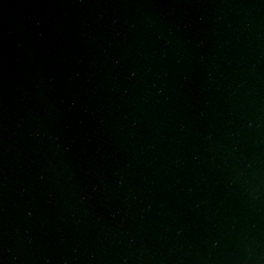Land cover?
Segmentation results:
<instances>
[{
    "label": "water",
    "instance_id": "obj_1",
    "mask_svg": "<svg viewBox=\"0 0 264 264\" xmlns=\"http://www.w3.org/2000/svg\"><path fill=\"white\" fill-rule=\"evenodd\" d=\"M0 264H264V0H0Z\"/></svg>",
    "mask_w": 264,
    "mask_h": 264
}]
</instances>
